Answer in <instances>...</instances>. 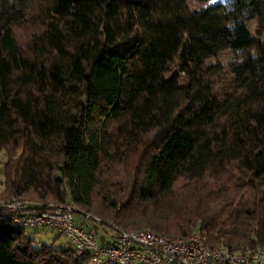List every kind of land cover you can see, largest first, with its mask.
Returning <instances> with one entry per match:
<instances>
[{
    "label": "trees",
    "instance_id": "trees-1",
    "mask_svg": "<svg viewBox=\"0 0 264 264\" xmlns=\"http://www.w3.org/2000/svg\"><path fill=\"white\" fill-rule=\"evenodd\" d=\"M187 1L0 0L1 200L264 248V0ZM27 231L0 264L87 263Z\"/></svg>",
    "mask_w": 264,
    "mask_h": 264
},
{
    "label": "built area",
    "instance_id": "built-area-1",
    "mask_svg": "<svg viewBox=\"0 0 264 264\" xmlns=\"http://www.w3.org/2000/svg\"><path fill=\"white\" fill-rule=\"evenodd\" d=\"M29 204L25 199H0V210L5 220L22 229L56 231L67 239L75 255L88 254L86 264H264V248L236 252L209 247L198 229L174 237L145 229L126 231L110 224L108 240L98 242L84 224L101 226L99 218L71 203L49 204V208L38 211L29 210Z\"/></svg>",
    "mask_w": 264,
    "mask_h": 264
},
{
    "label": "rangeland",
    "instance_id": "rangeland-1",
    "mask_svg": "<svg viewBox=\"0 0 264 264\" xmlns=\"http://www.w3.org/2000/svg\"><path fill=\"white\" fill-rule=\"evenodd\" d=\"M214 1V0H213ZM188 5L190 8H196L198 6V0H188ZM24 34V31L22 32ZM4 162V157L0 156V180H2L1 170H2V163ZM102 229L106 231L107 234H110V229L106 226H100ZM31 234L33 238V246H37V244H45V245H54L56 248H62L68 243L67 239L62 235H59L54 230H35V231H27Z\"/></svg>",
    "mask_w": 264,
    "mask_h": 264
}]
</instances>
